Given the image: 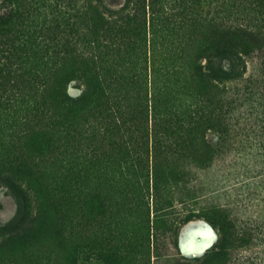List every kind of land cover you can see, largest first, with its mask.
I'll use <instances>...</instances> for the list:
<instances>
[{
  "label": "rangeland",
  "instance_id": "1",
  "mask_svg": "<svg viewBox=\"0 0 264 264\" xmlns=\"http://www.w3.org/2000/svg\"><path fill=\"white\" fill-rule=\"evenodd\" d=\"M185 1L196 25L179 17L174 26L135 23L133 42L122 46L111 31L98 37L108 43L95 49L91 63L82 55L103 29L92 22L85 0H10V28L24 44L22 65L45 76V92H16L11 105H0V225L18 209L37 225L35 237L0 246V264H264V0ZM103 3L116 9L128 0ZM223 43L239 52L234 70L243 76L215 80L208 90L192 75L193 56L196 49L213 52V66L231 69L215 53ZM207 61L198 58L204 66ZM87 89L83 106L66 100ZM109 92L127 101L120 106L122 121L96 130L92 119L104 106L87 110ZM146 94L156 96L158 114L172 119L178 152L163 172L157 205V197H137L147 172L134 161L141 147L127 128L129 113H138ZM34 114L43 115L40 122L30 119ZM205 118L221 120L222 134ZM26 153L33 158L24 159ZM7 170L29 193L4 178ZM129 189L135 197H127ZM203 207L216 211L230 240L210 256L218 226L203 217L170 222Z\"/></svg>",
  "mask_w": 264,
  "mask_h": 264
},
{
  "label": "trees",
  "instance_id": "2",
  "mask_svg": "<svg viewBox=\"0 0 264 264\" xmlns=\"http://www.w3.org/2000/svg\"><path fill=\"white\" fill-rule=\"evenodd\" d=\"M104 0H85V8L93 17L92 22L97 26L101 27V33H99L93 40V44H89L88 53L83 54V58L93 63V56L96 48H101L107 46L108 42H101L98 37H105L110 35L111 31L118 33L117 42L119 45H126V43L133 42V37L131 36L130 27L137 23L138 26L145 25L147 21L154 28L156 24L167 22L170 26H174V18L179 17L181 22H189L190 25H196V20L192 19L188 15V10L190 9V4H186L185 0H128V3L118 7L116 9L106 8L103 3ZM14 15V7L10 3V0L0 1V51H3L2 58L0 61V105L8 106L13 102L16 92L31 91L40 89L41 93L45 92V78L43 74H29V70H26L23 65V42L19 38L11 27V20ZM130 29V30H129ZM152 31V30H151ZM155 29H153V32ZM153 38H154V33ZM103 39V38H102ZM123 40V41H121ZM147 39L144 41L146 42ZM232 45L223 43L220 47L215 48L216 55L218 54L220 58H227L231 69H225L223 65L218 63V66H213L212 62L208 59V55H213L212 53H201L200 49H196L194 53L193 60V72L194 76H198L203 80V84L208 90L215 86V80H225V79H237L242 78L243 73L236 72L234 67L236 64L241 62V56L239 52L235 51ZM91 49V51H90ZM199 57L206 58V65H202L198 62ZM197 78V77H196ZM91 91L89 89L83 90L79 95L71 97L67 96L66 100L73 106H83L85 101L90 98ZM150 100L146 96H142L138 104V113H129L128 115V130L135 134L137 137L136 141L140 143L139 154L135 155L134 161L140 162V168L147 172L146 178L141 182L142 187L146 189L140 193L137 197H157L155 204L157 205L158 197H164L163 190V172L166 166L176 163L175 155L178 154L175 148H173V130H172V119L164 113H157L156 110V96L151 97ZM151 101V104H150ZM153 101V104H152ZM84 102V103H83ZM104 106L99 112V116L92 119L95 123L93 127L96 130L104 129L103 126L109 124H117L122 121L120 106H127V101L124 97H121L118 93H103L99 97L91 101L89 109L87 111H95L99 109L100 106ZM150 108L153 112L150 114ZM84 109V108H83ZM161 112V111H160ZM43 118L42 114H34L30 119L34 122H40ZM213 118H205L204 121L207 122L208 127H216V129L221 133L225 128L222 125L221 120L213 123ZM158 132H161V138H156ZM163 133V134H162ZM168 133L169 137H166ZM222 134V133H221ZM170 138V139H169ZM175 143V142H174ZM176 145V143H175ZM208 147H212L208 145ZM44 146H40L38 150L42 153ZM212 151V149H210ZM33 156L30 153H26L24 159H32ZM197 159L201 161L204 165L206 164V159ZM5 179L10 183L14 184L17 189L23 194L29 193V190L22 180L14 175V173L9 170L5 171ZM150 174V177H149ZM150 183L152 192H149ZM148 189V190H147ZM127 197H135L132 190L127 191ZM142 195V196H141ZM156 210L161 211V208ZM99 216L98 221L101 220ZM197 217H203L207 219L212 225H216L221 229V234L213 246L212 250L207 254V256L213 255L219 249H224L226 245L230 242L227 230L224 227V223L220 216L216 214V211L212 208L205 209H193L192 211H187L180 217H175L173 221L180 224L186 223L189 220L195 219ZM158 221V220H157ZM102 222V221H101ZM153 235L156 234L158 230V224L155 225V220H152ZM37 232V225L35 223V217L29 214L27 211L18 209L15 217L5 224L0 225V246L9 240L13 241L15 238L20 236H30L35 237ZM168 234H171L172 244L174 248H177L176 243V232L177 228L175 224H168L167 227ZM178 252V251H177ZM177 252L171 253V255H176ZM106 255L108 260L112 259V256ZM198 259V258H197ZM199 258L198 260H200ZM187 260V259H185ZM194 260V259H193Z\"/></svg>",
  "mask_w": 264,
  "mask_h": 264
}]
</instances>
